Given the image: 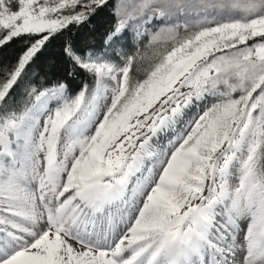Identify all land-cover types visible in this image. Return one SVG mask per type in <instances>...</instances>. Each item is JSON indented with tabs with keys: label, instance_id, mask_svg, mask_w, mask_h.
I'll return each mask as SVG.
<instances>
[{
	"label": "snow or ice",
	"instance_id": "snow-or-ice-1",
	"mask_svg": "<svg viewBox=\"0 0 264 264\" xmlns=\"http://www.w3.org/2000/svg\"><path fill=\"white\" fill-rule=\"evenodd\" d=\"M0 264H264V0H0Z\"/></svg>",
	"mask_w": 264,
	"mask_h": 264
},
{
	"label": "trees",
	"instance_id": "trees-1",
	"mask_svg": "<svg viewBox=\"0 0 264 264\" xmlns=\"http://www.w3.org/2000/svg\"><path fill=\"white\" fill-rule=\"evenodd\" d=\"M103 17H104V14H102V16L100 18H97V20L94 21V23H96L97 26H100L102 24V22H103ZM51 54L55 55L56 54V49H53Z\"/></svg>",
	"mask_w": 264,
	"mask_h": 264
}]
</instances>
